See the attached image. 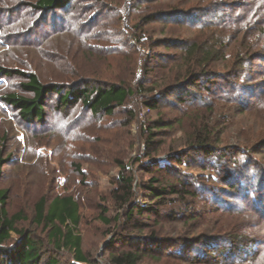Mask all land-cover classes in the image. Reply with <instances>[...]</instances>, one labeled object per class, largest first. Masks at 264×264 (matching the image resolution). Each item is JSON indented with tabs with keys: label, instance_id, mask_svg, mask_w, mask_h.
<instances>
[{
	"label": "rangeland",
	"instance_id": "374dc122",
	"mask_svg": "<svg viewBox=\"0 0 264 264\" xmlns=\"http://www.w3.org/2000/svg\"><path fill=\"white\" fill-rule=\"evenodd\" d=\"M35 1L0 0L1 68L33 73L42 84H58L65 89L87 83L123 84L136 90L145 79V87L153 90L143 96L134 94L111 115L98 116H92L81 102L62 109L57 96L50 94L44 122L33 125L23 123L14 109L0 103V131L8 134L5 152L8 159L2 170L1 187L8 190L9 214L20 212L24 217L17 224L18 229L30 231L34 238L42 241V260L50 257L56 264H76L70 252L54 251L48 245L45 232L31 224L34 205L41 196L52 199L71 195L80 206L78 233L83 239L84 252L92 264H108V252L100 249L121 231L124 209L115 204L112 192L117 187L118 165L122 164L132 172L137 204L150 203L140 186L160 165L167 168L154 174L161 181L176 184L181 180L195 192H199L197 183H200L204 186L202 193L214 192L209 197L207 194L199 196L201 209L197 210L202 219L186 226L183 210L187 207L182 201L161 207L157 217L144 216L141 221L150 231H158L162 241L168 243L177 236L189 239L201 232L230 238L241 236L257 243L259 248L254 260L236 264H264V205H255L249 199L248 205L243 207L234 204L236 192H229L221 182L226 172L217 174L210 168L213 160L208 164L197 154H186L191 132L184 115L200 118L196 112L203 110L201 104L187 98L186 103H175L176 109L167 102L156 110L149 111L144 106V101L159 93L162 78L172 76L165 65L173 67L174 62L182 61L177 49L159 46L165 38L178 43L214 46L226 55L227 63H231L232 56L240 50L243 55L263 54L264 38L260 31L264 29V0H74L66 10L52 13L34 10ZM211 9H219L222 15L216 21L212 19V26L202 29H199L200 24L144 20L158 11L177 10L195 15ZM210 19V16L204 18L203 23ZM219 43L226 47L222 49ZM244 48L249 50L245 52ZM165 56L172 59L164 60ZM254 57L259 60L256 58L244 66L246 77L224 81V68L215 63L210 69L214 80L208 86L196 88L207 101L213 102L221 120H226L222 123L218 147L228 152L238 149L245 154L225 156L228 171L237 169L235 160L248 159L253 169L264 173V58ZM235 81L253 87L252 96L243 95L247 106L241 115L237 114L241 105L228 100L233 98L228 83ZM24 82L18 76L0 75V97L5 93L31 97L19 87ZM159 117L177 124V119H181L184 124L161 132L158 140L162 146L156 155L147 158L142 131ZM171 155L187 159L179 165L168 161ZM246 173L254 177L252 172ZM206 199L210 203L204 204ZM192 201L188 198L187 206ZM222 201L234 210L222 212L226 209ZM241 209L244 210L236 214ZM104 212L105 216H101ZM115 215H119L118 222H108ZM11 237L12 241L5 248L19 240L15 234ZM178 248L167 245L165 249L172 252L170 257L163 254L162 260L157 262L158 254H154L153 259L147 258L143 264H203L193 260V251L189 252L185 263L175 259Z\"/></svg>",
	"mask_w": 264,
	"mask_h": 264
},
{
	"label": "trees",
	"instance_id": "16d2710c",
	"mask_svg": "<svg viewBox=\"0 0 264 264\" xmlns=\"http://www.w3.org/2000/svg\"><path fill=\"white\" fill-rule=\"evenodd\" d=\"M73 1L36 0L32 8L46 13L64 11ZM219 14V9L204 10L195 15L177 10L168 12L158 11L151 13L144 20L161 23L173 21L178 25L180 23L182 25L190 24L193 26L200 24L199 29H202L212 26V19L214 18L216 21L222 15ZM208 16L211 19L203 23L204 18ZM260 35L264 38V29L260 31ZM222 44L219 43L223 49L226 47V44ZM159 46L177 49L180 51L182 61L179 64L174 62L173 67L165 65V68L171 72L172 76L162 78L163 85H159V93L156 96L151 95L150 98L144 101L145 108L149 111L156 110L160 104H165L166 102L175 108V103H186L188 102L187 98L201 104L203 110L196 112L197 115L201 116L200 118L196 117L194 119L192 117L193 114L189 116L184 115V118L188 119L186 120V124L191 132L186 146L188 152L186 154H197L202 157V162L205 161L208 164L213 160L214 165H209L210 168L217 174L226 172V176L223 177V181L221 182H224L229 192H232V190L236 192L233 198L236 202L234 204H240L238 206L243 207L248 205L249 199L255 205H264V173H260L259 169L258 171L253 169L248 159H244L243 162L240 159L241 163L238 159L235 160L234 166L237 168V171H228L229 166L227 165L229 164L226 160L224 161L225 156L229 153H236L237 155L245 154L244 152L241 153L238 149L228 152L218 147L217 144L220 142L219 138L222 135V123H225L226 120L224 121L223 118L221 120V115L217 114L213 102L207 101L205 97L196 91L197 86H208L214 80L210 69L215 63L222 64L221 66L224 68L225 73V77H222L224 81L232 77L240 79L241 77H246L244 66L248 62L258 59L254 56L264 58V53H245L243 55L242 50H240L238 53H235V56L231 55L233 57L231 63H227L226 55L214 46L205 47L197 42L192 44H187L186 42L178 43V41L167 38L163 39ZM243 50L247 52L249 48H244ZM261 50L264 52V40ZM171 59L172 56L164 57V60L169 61ZM0 75H4L5 77L18 76L25 80L24 83H20L19 87L22 91L30 94L31 97L19 96L17 93H5L0 97V103L14 109L20 120L28 125L44 122L45 106L50 94L57 96V103L62 109L81 102L83 107L92 116H98L100 114L111 115L115 108L123 106L136 93L143 96L148 92L150 94L153 92L152 89L145 87V79L138 85L136 90L123 84L103 86L88 85L87 83L81 87H69L65 89L58 84H42L33 73L25 74L24 72L6 70L0 67ZM228 84L231 87V89H228L231 91H229V94H233V98L230 97L228 100L234 104L241 105L242 109L236 107L239 109L237 114L241 115L247 106L244 94L252 96L253 87L240 85L236 81L233 84ZM180 120L178 121L177 119V122L182 127L184 122ZM178 124L165 121L163 117H159L149 125L144 126L142 132L147 158L156 155L162 146L163 143L158 140L159 134L166 130H173ZM7 137V133L0 131V264H56V261L50 257L46 261L42 260V241L40 239L34 238L33 233L30 231L18 229L17 224L24 220L22 213L10 215L8 212V190L1 187L2 170L8 159V155L5 153ZM223 151L224 153H222ZM185 158L187 159L186 156L171 155L168 161L180 165L185 162ZM118 167L120 172L116 179L117 187L112 192V198L115 204L124 209V214L120 233H115L104 248V252H108V264H143L145 259H153L154 256L152 255L154 254H158L156 261L160 262L163 254H166L167 257H170L172 254L171 251L165 249L167 245L179 246L178 251L175 253V259L183 263L189 258L190 251L194 252L193 260L203 264H236V262H247L256 258L259 248L258 244L251 243L248 239L241 236L230 238L224 235L213 236L211 233L201 232L199 235H195L189 239L174 234V236H177L176 240L170 239L171 241L168 243L162 241L159 238L158 231H155V229L150 231V227L141 221L144 216L146 218L149 216L157 217L160 214L161 207L166 206V204H174L176 200L182 201L183 205L187 207L186 210H183L185 218L183 219L185 220L183 221V225L186 226L189 223L202 219V214L199 212V209H201L199 206L200 201H198L199 196L207 194L209 197L214 192L209 194L205 191L202 193L204 186L202 185L201 187L200 183H197L199 192H195L191 191L188 188V184H184L181 180L177 181L176 184L163 182L159 177L154 175L162 173L167 169L165 166L160 165L157 166L155 173H151L149 180L140 186V190L146 192L145 198L150 203L137 204L135 203L137 194L133 190L132 172L127 166L122 164L118 165ZM245 170L252 172L254 177L252 178L247 175ZM218 181H215V183ZM171 197H176V199H171ZM188 198L193 200L189 206L186 203ZM215 198L217 197L214 196ZM240 199L242 202H239ZM207 202L208 200L204 201V204H207ZM224 202L222 201L221 204H224L226 209H222V212H226L227 210L230 212L234 207H229ZM211 204H214V202ZM197 208L199 209L197 210ZM79 209V203L71 195L55 196L52 199L41 196L34 205L31 224L36 228H41L45 232L48 245L54 251L70 252L73 255V262L76 264H92L91 258L83 250V239L78 233V227L81 222ZM217 209L218 211L221 210V208ZM243 210H238L236 214L241 213ZM105 214L104 212L101 216H105ZM118 220L119 215H115L108 222L117 223ZM12 234L18 236L19 240L12 247L5 248L6 244L12 241Z\"/></svg>",
	"mask_w": 264,
	"mask_h": 264
},
{
	"label": "water",
	"instance_id": "95a60500",
	"mask_svg": "<svg viewBox=\"0 0 264 264\" xmlns=\"http://www.w3.org/2000/svg\"><path fill=\"white\" fill-rule=\"evenodd\" d=\"M107 245V242L101 247L100 251L103 250Z\"/></svg>",
	"mask_w": 264,
	"mask_h": 264
}]
</instances>
